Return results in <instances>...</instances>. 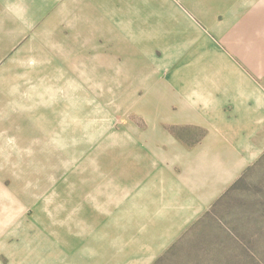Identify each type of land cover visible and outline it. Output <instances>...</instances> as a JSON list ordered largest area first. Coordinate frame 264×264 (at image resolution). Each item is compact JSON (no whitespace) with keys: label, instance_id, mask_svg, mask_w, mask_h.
<instances>
[{"label":"rangeland","instance_id":"rangeland-1","mask_svg":"<svg viewBox=\"0 0 264 264\" xmlns=\"http://www.w3.org/2000/svg\"><path fill=\"white\" fill-rule=\"evenodd\" d=\"M66 16L0 68V247L25 238L47 264H110L154 241L157 170L204 133L154 132L150 59L104 55ZM241 176L152 264H264V154Z\"/></svg>","mask_w":264,"mask_h":264},{"label":"crops","instance_id":"crops-1","mask_svg":"<svg viewBox=\"0 0 264 264\" xmlns=\"http://www.w3.org/2000/svg\"><path fill=\"white\" fill-rule=\"evenodd\" d=\"M66 11L78 41L106 56L150 59L154 132L204 133L157 170L154 241L110 263L152 264L264 154V0H0V68L30 58L48 22L62 35ZM4 107L0 133H8ZM26 240L0 256L47 264Z\"/></svg>","mask_w":264,"mask_h":264},{"label":"trees","instance_id":"trees-1","mask_svg":"<svg viewBox=\"0 0 264 264\" xmlns=\"http://www.w3.org/2000/svg\"><path fill=\"white\" fill-rule=\"evenodd\" d=\"M241 179H242V176L238 179V180H236L224 193H223V195L211 206V207H214L222 198H224L231 190H233V188H235V186L241 181ZM210 207V208H211ZM210 210V209H209ZM209 210L208 211H206L196 222H195V224L197 223V222H199L200 220H201V218L202 217H204V216H207L208 214H209ZM195 224H193V226L195 225ZM187 231V230H186ZM172 248V247H171ZM171 248H169V249H171ZM167 252H169V250H167L166 251V253ZM164 256V255H163ZM163 256H161L157 261H156V263H158V262H160L161 260H162V258H163ZM155 263V264H156Z\"/></svg>","mask_w":264,"mask_h":264}]
</instances>
